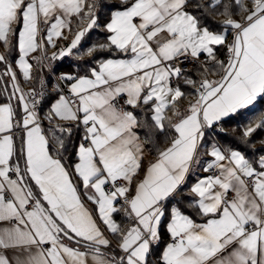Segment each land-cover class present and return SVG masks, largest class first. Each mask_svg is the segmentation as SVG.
<instances>
[{
  "label": "snow or ice",
  "instance_id": "1",
  "mask_svg": "<svg viewBox=\"0 0 264 264\" xmlns=\"http://www.w3.org/2000/svg\"><path fill=\"white\" fill-rule=\"evenodd\" d=\"M261 100L264 0H0V264H264Z\"/></svg>",
  "mask_w": 264,
  "mask_h": 264
},
{
  "label": "trees",
  "instance_id": "2",
  "mask_svg": "<svg viewBox=\"0 0 264 264\" xmlns=\"http://www.w3.org/2000/svg\"><path fill=\"white\" fill-rule=\"evenodd\" d=\"M243 3L245 5L248 4V0H243ZM216 20H223L224 17L222 16H216L215 17ZM213 27H215V25H213ZM69 39H71V37H69ZM89 39L95 41L97 39H100L102 40L103 39V36L101 35L100 32H97V31H93L91 36L89 37ZM63 43V42H61ZM59 47V45L57 46V48ZM52 52L53 51H56L57 49H54L52 48L51 49ZM220 51V58L223 59L224 58V50H219ZM53 64L55 66V72H59V71H65V72H68V71H72V68H73V65H72V61H71V58H67V59H64L62 61H53ZM45 71V69L43 70V72ZM42 72V73H43ZM41 73V74H42ZM28 87H31V85H28L26 84ZM247 115L249 116V118L251 119V122L252 124L254 125L255 123H257L260 119V117L263 115L264 116V100H261L260 101V104L258 106V109H257V113L253 116L252 113H247ZM237 121H239L240 125L243 126L245 123H246V120L244 119V117H237L236 119L234 120H230L228 122H226L224 124V130L227 131L229 133V136H235V137H239L240 136V132L239 130L233 132V129L237 127ZM257 135H264V133H257ZM221 141L224 142V143H227L229 142L227 138L225 137H221ZM233 146H236V145H233Z\"/></svg>",
  "mask_w": 264,
  "mask_h": 264
},
{
  "label": "built area",
  "instance_id": "3",
  "mask_svg": "<svg viewBox=\"0 0 264 264\" xmlns=\"http://www.w3.org/2000/svg\"><path fill=\"white\" fill-rule=\"evenodd\" d=\"M203 58V57H202ZM185 67H187V65H185ZM48 70L47 69H45V71L42 73V74H44L45 72H47ZM68 72H70V71H68ZM60 73H65V71H59V72H53L52 73V75L53 76H55V75H59ZM49 88H50V85H49Z\"/></svg>",
  "mask_w": 264,
  "mask_h": 264
},
{
  "label": "crops",
  "instance_id": "4",
  "mask_svg": "<svg viewBox=\"0 0 264 264\" xmlns=\"http://www.w3.org/2000/svg\"><path fill=\"white\" fill-rule=\"evenodd\" d=\"M228 38L231 39V36L229 35ZM51 49H52V48L50 47V48H49V54H51V52H52ZM24 87H25L26 89L29 88L26 84L24 85ZM261 117H264V116L262 115ZM261 117H260V119H261ZM260 119H259V120H260Z\"/></svg>",
  "mask_w": 264,
  "mask_h": 264
}]
</instances>
